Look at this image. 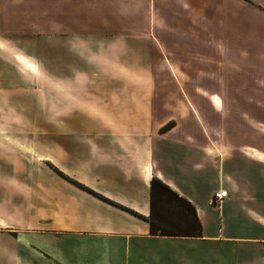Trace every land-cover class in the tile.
Masks as SVG:
<instances>
[{
	"label": "crops",
	"instance_id": "1",
	"mask_svg": "<svg viewBox=\"0 0 264 264\" xmlns=\"http://www.w3.org/2000/svg\"><path fill=\"white\" fill-rule=\"evenodd\" d=\"M60 2L57 20L42 30L55 35L38 39L53 48L56 69L32 52L31 36L0 29V264H264V149L219 160L202 113L217 111L222 95H264V0ZM42 4V13L53 7ZM107 4L154 24L134 17L146 33L123 31L98 44L75 19L86 7L105 13ZM159 70L179 102H157L165 93ZM147 76L150 87L139 81ZM133 78L136 86H123ZM100 79L122 85L90 95L89 83ZM49 91L57 96L51 121L42 117ZM130 95L141 97L129 102ZM32 125L57 129L17 133ZM152 177L194 205L200 236L149 233ZM219 188L221 208L210 204Z\"/></svg>",
	"mask_w": 264,
	"mask_h": 264
},
{
	"label": "rangeland",
	"instance_id": "2",
	"mask_svg": "<svg viewBox=\"0 0 264 264\" xmlns=\"http://www.w3.org/2000/svg\"><path fill=\"white\" fill-rule=\"evenodd\" d=\"M53 7H51L48 13H42L43 4L42 0H0V29L3 28V33H6L8 36H14L19 34L21 38L30 37L34 43L31 44L32 52L38 54V57L43 60L48 61V64L54 69H56V58L55 53L52 52L53 48L51 46L39 43L38 39H41L42 35L45 34H54L53 32H43L44 28L48 26V23H51L52 20H57L58 14L56 13V6L58 3L61 5L60 0H52ZM85 2V1H84ZM106 12H100V6L98 5L97 14L90 15L87 10V7L84 13L76 15V23L81 29L80 33L85 34H95L96 37L93 39L96 40L98 44L102 43L104 37L108 35L116 36L117 39L120 38V33L125 32L127 35L132 36L135 34L146 33L142 30H138L142 26L136 25L133 21L134 17L137 19L138 16L143 18L144 22H148V15L143 16H129L127 19L126 16L121 15L118 12V5L107 4ZM102 11V10H101ZM60 17H64V14H60ZM66 18L68 16H65ZM67 19H73L71 16ZM142 22V21H141ZM153 23V20L149 19V24ZM159 25L162 24L161 20L155 21ZM143 23V22H142ZM93 25L95 28L90 30V25ZM140 24V22L138 23ZM154 24V23H153ZM145 25V24H144ZM125 28V30H122ZM142 36V35H141ZM142 38V37H141ZM51 44V43H50ZM29 45V44H28ZM55 49V47H54ZM35 54V55H36ZM246 53L242 52V59L246 58ZM152 61V59H151ZM244 63V61L242 60ZM161 75L156 78V85L161 87V95H155L157 102H179L178 96L169 94V88L173 86L171 79L167 78L162 73V70H159ZM35 74V72H34ZM158 75V74H157ZM153 78L150 76L141 79L140 84L145 86H152ZM138 82L135 78L129 80V84L125 83L124 85H137ZM37 86V83L33 84ZM122 84L115 80L110 79H100L94 80L89 83L88 92L94 94L96 92H103L112 88L120 87ZM54 89V88H53ZM51 90V89H50ZM242 91H249L250 89H241ZM50 95L48 96L49 100V111L43 112V118L48 120L56 119V98L57 96L49 91ZM113 98L116 96H112ZM140 98L141 96H129V102H132L134 98ZM146 102H152L153 96H144ZM223 104L221 102L218 106H215L217 111H203L204 115H207L206 120V134L209 136V151L212 154H216L219 158L221 155L229 156L231 152L235 151H249L251 147H259L258 149H264V95H254V94H238L235 95H222ZM205 96L199 97L198 102L203 101ZM155 100V99H154ZM213 100V98H212ZM34 108L36 107V102L33 103ZM214 104V102H213ZM257 108V109H256ZM172 112H161L162 117L170 116ZM32 118L39 117V111L35 109L31 113ZM173 122L169 121L167 124L171 125ZM166 124V125H167ZM48 129L51 133L56 131V127H39V126H29V127H19L17 128L18 134L29 133L33 136H39L44 134L45 130ZM163 127L160 128L162 132Z\"/></svg>",
	"mask_w": 264,
	"mask_h": 264
},
{
	"label": "trees",
	"instance_id": "3",
	"mask_svg": "<svg viewBox=\"0 0 264 264\" xmlns=\"http://www.w3.org/2000/svg\"><path fill=\"white\" fill-rule=\"evenodd\" d=\"M170 127L167 124L163 129ZM52 167L59 175L65 177L81 189L88 191L104 201L118 205L83 184L65 176L54 166ZM122 208L140 217L136 212L124 207ZM144 219L148 223L149 233L151 235L183 237H198L201 235V223L194 205L187 198L178 194L175 190L155 177H152L150 180L149 214Z\"/></svg>",
	"mask_w": 264,
	"mask_h": 264
},
{
	"label": "built area",
	"instance_id": "4",
	"mask_svg": "<svg viewBox=\"0 0 264 264\" xmlns=\"http://www.w3.org/2000/svg\"><path fill=\"white\" fill-rule=\"evenodd\" d=\"M225 196H226V191L222 188L213 191L210 198V204L218 208H221V203Z\"/></svg>",
	"mask_w": 264,
	"mask_h": 264
}]
</instances>
